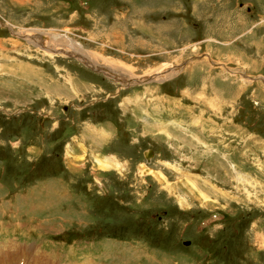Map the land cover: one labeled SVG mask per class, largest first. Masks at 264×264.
Masks as SVG:
<instances>
[{"label":"rangeland","instance_id":"1","mask_svg":"<svg viewBox=\"0 0 264 264\" xmlns=\"http://www.w3.org/2000/svg\"><path fill=\"white\" fill-rule=\"evenodd\" d=\"M0 180V264H264V0H0Z\"/></svg>","mask_w":264,"mask_h":264},{"label":"bare ground","instance_id":"2","mask_svg":"<svg viewBox=\"0 0 264 264\" xmlns=\"http://www.w3.org/2000/svg\"><path fill=\"white\" fill-rule=\"evenodd\" d=\"M65 32L64 34H66ZM25 37H27L28 40L36 43V45L42 46V48H46L49 52L52 51H62L64 54L72 55L78 58L79 60L87 63L89 66L93 67L94 69L100 70L107 75H109L112 79H115L116 81L122 83L123 85L128 84H135L142 81H149L153 80L154 77H157V80H162L163 78H168L174 74L177 70H179L178 66L174 65H165L162 66L163 68L156 72L152 70L151 72L147 73V77L138 78L134 77L133 79H129V76H132L126 68L120 65H112V68L106 66L102 61H99L89 51H86L80 47V45L75 44L73 41H70V39L61 38L53 33H47L43 30H33V31H26L25 34H23ZM94 54V53H93ZM104 60V59H103ZM107 60V59H106ZM110 62V61H109ZM114 62V61H113ZM117 63V62H116ZM122 69L120 73H116L115 70ZM155 73V74H154ZM153 76H150V75ZM144 171L147 169L144 168Z\"/></svg>","mask_w":264,"mask_h":264}]
</instances>
